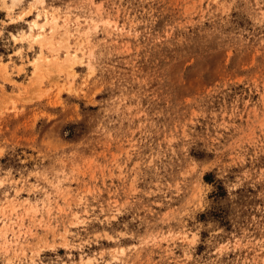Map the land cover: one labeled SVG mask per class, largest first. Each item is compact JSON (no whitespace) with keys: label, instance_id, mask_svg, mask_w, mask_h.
I'll return each instance as SVG.
<instances>
[{"label":"rangeland","instance_id":"rangeland-1","mask_svg":"<svg viewBox=\"0 0 264 264\" xmlns=\"http://www.w3.org/2000/svg\"><path fill=\"white\" fill-rule=\"evenodd\" d=\"M0 264H264V0H0Z\"/></svg>","mask_w":264,"mask_h":264},{"label":"bare ground","instance_id":"bare-ground-1","mask_svg":"<svg viewBox=\"0 0 264 264\" xmlns=\"http://www.w3.org/2000/svg\"><path fill=\"white\" fill-rule=\"evenodd\" d=\"M56 22V21H55ZM54 23V22H53ZM35 26H37V23L35 24H31V26H30V28H29V32H33V30H34V27ZM55 26V25H54ZM52 28H54V27H52ZM40 29H41V31L43 30V26H40ZM37 35H39V34H36V36Z\"/></svg>","mask_w":264,"mask_h":264}]
</instances>
